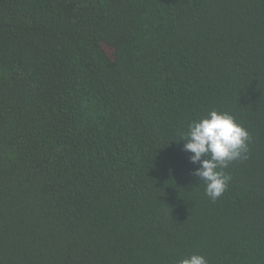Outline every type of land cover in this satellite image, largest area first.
Wrapping results in <instances>:
<instances>
[{
    "label": "trees",
    "instance_id": "obj_1",
    "mask_svg": "<svg viewBox=\"0 0 264 264\" xmlns=\"http://www.w3.org/2000/svg\"><path fill=\"white\" fill-rule=\"evenodd\" d=\"M250 135L213 201L183 150ZM264 264V0H0V264Z\"/></svg>",
    "mask_w": 264,
    "mask_h": 264
},
{
    "label": "clouds",
    "instance_id": "obj_2",
    "mask_svg": "<svg viewBox=\"0 0 264 264\" xmlns=\"http://www.w3.org/2000/svg\"><path fill=\"white\" fill-rule=\"evenodd\" d=\"M183 150L190 153L191 163L198 165L194 175L205 185V194L213 201L227 190L230 177L222 169L232 162L247 159L250 135L235 118L218 110H211L188 125L182 133ZM179 264H208L203 255L192 254Z\"/></svg>",
    "mask_w": 264,
    "mask_h": 264
}]
</instances>
